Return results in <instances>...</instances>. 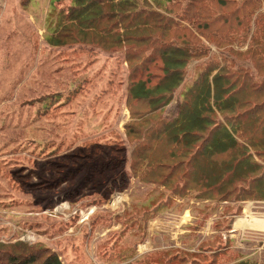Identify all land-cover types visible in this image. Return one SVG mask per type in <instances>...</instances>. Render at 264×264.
Instances as JSON below:
<instances>
[{
  "label": "trees",
  "instance_id": "16d2710c",
  "mask_svg": "<svg viewBox=\"0 0 264 264\" xmlns=\"http://www.w3.org/2000/svg\"><path fill=\"white\" fill-rule=\"evenodd\" d=\"M260 2L69 0L51 16V30L46 38L51 47H66L71 54L85 49L82 44L104 50L125 47L128 84L124 98L130 115L124 124L130 146L128 181L138 177L143 184L161 187L145 203L137 207L131 204L116 215L122 228L118 237L112 239V250L103 252L99 259L122 264H264L242 258L231 249L227 234L232 217L240 213L243 202H264V11L260 10ZM251 22L253 29L249 34ZM188 25L195 26L210 41L218 42L220 36L225 44L232 39H248L249 44L244 51L231 48L232 57H223L221 63H208L183 93L176 115L166 120L160 114L162 108L180 85L186 59L198 51L168 44L166 38L172 32L189 31L194 36ZM186 35L180 38L184 40ZM193 38L189 44L195 47L198 42L196 36ZM145 47L154 54L145 56ZM156 58L160 64L149 66ZM244 61L249 65L242 64ZM101 138L103 142L91 139L75 147L66 159L56 160L60 169L69 171H65L66 176L90 170L81 173V177L94 183L92 172L98 168V175L110 173L97 180L101 181L99 185L103 183L98 191L83 193L86 205L103 203L109 192L120 189L126 179L122 170L115 169L113 153L118 154L119 149L106 137ZM103 144L108 150L99 152L97 148ZM19 160L21 166H26L24 160ZM41 168L45 170L46 165ZM21 177L22 183L28 175ZM185 197L209 201L204 205L205 213L215 210L214 204H223L212 223L214 234L199 241L192 252L172 247L136 257L134 244H118L127 229L137 235L134 242L143 239L147 221ZM52 200L49 199V209ZM102 216L97 213L90 217L84 235L91 233ZM198 226L195 224L194 228ZM134 227L139 229L138 234ZM0 264L63 263L42 241L8 238L0 239Z\"/></svg>",
  "mask_w": 264,
  "mask_h": 264
},
{
  "label": "rangeland",
  "instance_id": "374dc122",
  "mask_svg": "<svg viewBox=\"0 0 264 264\" xmlns=\"http://www.w3.org/2000/svg\"><path fill=\"white\" fill-rule=\"evenodd\" d=\"M62 1L0 0V239L42 241L63 264H122L99 259L103 252L112 250V239L118 237L122 228L116 215L131 204L137 207L145 203L161 187L143 184L138 177L128 181L130 146L124 124L130 115L124 98L128 84L125 47L104 50L82 44L85 49L74 54L66 47H51L46 42L51 30L49 20L69 0ZM260 1V10L264 11V0ZM191 26L188 25L198 42L195 47L189 44L194 40L189 31L172 32L166 38L168 44L191 51L198 49L196 56L186 59L180 85L162 108L160 114L166 120L176 115L183 93L208 63H221L223 57H232L231 48L244 51L249 44L248 39H232L225 44L220 36L218 42L210 41ZM252 29L253 22L249 34ZM182 34H187L184 40L180 38ZM145 49V56L154 54L152 49ZM158 64L156 58L148 65ZM242 64L248 66L249 62ZM102 136L119 149L118 154L113 153L115 169L122 170L126 179L120 189L109 192L103 203L86 205L83 193L98 191L103 183L99 185L101 181L97 180L110 173L98 175V168L92 172L94 183L81 177V173L90 170L66 176L68 170L60 169L56 160L66 159L75 147L91 139L103 142ZM104 146L97 150H108ZM19 159L26 166H21ZM42 165H46L45 170ZM26 173L28 178L21 183V176ZM152 187V194L147 195ZM51 198L54 202L49 209ZM176 203L147 221L143 239L134 242L137 235L127 229L118 244H134L136 257L172 247L192 252L199 241L214 234L212 223L223 204L212 203L215 210L205 213L204 205L210 203L207 200L185 197ZM97 213L103 215L102 219L88 236L84 235L90 217ZM195 224L199 226L194 228ZM229 225L231 249L242 258L264 262V202H243L240 213L233 215ZM134 230L139 233L138 228Z\"/></svg>",
  "mask_w": 264,
  "mask_h": 264
},
{
  "label": "crops",
  "instance_id": "0c3cea01",
  "mask_svg": "<svg viewBox=\"0 0 264 264\" xmlns=\"http://www.w3.org/2000/svg\"><path fill=\"white\" fill-rule=\"evenodd\" d=\"M155 231H156V230H155ZM161 232H163L162 229H161Z\"/></svg>",
  "mask_w": 264,
  "mask_h": 264
}]
</instances>
